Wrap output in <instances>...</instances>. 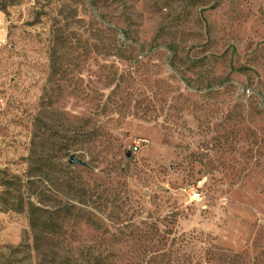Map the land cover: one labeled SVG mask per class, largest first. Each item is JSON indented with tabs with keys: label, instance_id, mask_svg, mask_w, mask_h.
<instances>
[{
	"label": "rangeland",
	"instance_id": "374dc122",
	"mask_svg": "<svg viewBox=\"0 0 264 264\" xmlns=\"http://www.w3.org/2000/svg\"><path fill=\"white\" fill-rule=\"evenodd\" d=\"M99 260L264 264V0H0V264Z\"/></svg>",
	"mask_w": 264,
	"mask_h": 264
},
{
	"label": "trees",
	"instance_id": "16d2710c",
	"mask_svg": "<svg viewBox=\"0 0 264 264\" xmlns=\"http://www.w3.org/2000/svg\"><path fill=\"white\" fill-rule=\"evenodd\" d=\"M52 151L53 154H49L47 152H43L41 154L40 159L42 160L44 167H48L54 173L59 174L62 177L68 178L71 166L63 163L65 156L63 155L61 150L54 149ZM34 154L35 153L33 152V155ZM66 184H68V182H66ZM39 199L41 201L39 203L42 207L34 205V207H32L29 211L31 229L35 233L37 241L40 237L45 235L52 237H59L65 235L63 226L64 220L61 221V223H58V221L56 222L54 220L45 219L43 217V214L49 213L48 210L45 209V207L48 206L45 204L46 202H43L42 198ZM74 206L75 205H73V202H67L66 204L62 205L61 208H58L54 215H59L60 213H63L65 211L66 213L71 212V210L75 208ZM86 264H105V261H88Z\"/></svg>",
	"mask_w": 264,
	"mask_h": 264
},
{
	"label": "water",
	"instance_id": "95a60500",
	"mask_svg": "<svg viewBox=\"0 0 264 264\" xmlns=\"http://www.w3.org/2000/svg\"><path fill=\"white\" fill-rule=\"evenodd\" d=\"M70 165L74 166V165H78V166H81V167H88L87 163L82 161L81 159L77 158V156L75 155H72L70 157Z\"/></svg>",
	"mask_w": 264,
	"mask_h": 264
}]
</instances>
